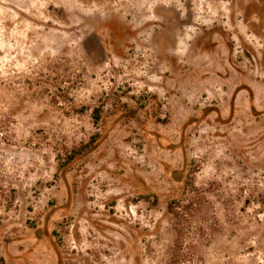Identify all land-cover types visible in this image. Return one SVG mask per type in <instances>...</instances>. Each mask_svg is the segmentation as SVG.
<instances>
[{"label":"rangeland","instance_id":"rangeland-1","mask_svg":"<svg viewBox=\"0 0 264 264\" xmlns=\"http://www.w3.org/2000/svg\"><path fill=\"white\" fill-rule=\"evenodd\" d=\"M0 258L264 264V0H0Z\"/></svg>","mask_w":264,"mask_h":264},{"label":"trees","instance_id":"trees-1","mask_svg":"<svg viewBox=\"0 0 264 264\" xmlns=\"http://www.w3.org/2000/svg\"><path fill=\"white\" fill-rule=\"evenodd\" d=\"M98 118H96V120H97ZM90 146V144H87V146L86 147H89ZM0 263L1 264H4V261H3V259L2 258H0Z\"/></svg>","mask_w":264,"mask_h":264}]
</instances>
